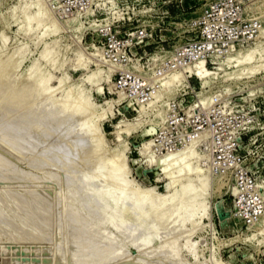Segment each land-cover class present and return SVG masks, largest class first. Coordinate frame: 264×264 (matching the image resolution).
I'll return each instance as SVG.
<instances>
[{
	"label": "rangeland",
	"instance_id": "1",
	"mask_svg": "<svg viewBox=\"0 0 264 264\" xmlns=\"http://www.w3.org/2000/svg\"><path fill=\"white\" fill-rule=\"evenodd\" d=\"M208 1L0 0V264H264V211L241 217L229 175L209 171L195 145L170 154L189 153L175 162L149 150L170 99L221 94L264 204V0L245 6L260 23L256 37L207 68L216 75L147 104L114 89L113 68L96 48L102 26L146 28L135 53L144 65L193 37ZM89 186L109 190L110 202L121 197L127 229L105 225Z\"/></svg>",
	"mask_w": 264,
	"mask_h": 264
},
{
	"label": "built area",
	"instance_id": "2",
	"mask_svg": "<svg viewBox=\"0 0 264 264\" xmlns=\"http://www.w3.org/2000/svg\"><path fill=\"white\" fill-rule=\"evenodd\" d=\"M249 2L209 0L193 23V37L174 46L165 56H149L141 66L135 53L147 44V29L138 27L120 33L119 29L102 26L103 42L96 48L101 60L113 68L114 89L133 105H143L167 92L177 93L184 82L200 80L204 68H213L215 62L241 51L240 42L256 37L259 21L244 16ZM188 69L192 70L187 72ZM182 72L187 76L179 80L176 74ZM195 95L196 102L190 99L186 102L185 91L167 102L166 117L154 133L150 153L154 156L160 151V156L170 155L190 145L197 146L209 171L218 177H231L241 217L246 220L260 217L263 199L246 166L239 125L223 104L225 97L206 90Z\"/></svg>",
	"mask_w": 264,
	"mask_h": 264
},
{
	"label": "bare ground",
	"instance_id": "3",
	"mask_svg": "<svg viewBox=\"0 0 264 264\" xmlns=\"http://www.w3.org/2000/svg\"><path fill=\"white\" fill-rule=\"evenodd\" d=\"M249 55H251L250 53L249 54H246V56H244V57H246V60L245 59H242V58H240V59H238L237 61H236V65L237 66H239L243 61H248L247 60V58H249V57H251V56H249ZM248 56V57H247ZM203 61H200L199 63H202ZM216 71H210V70H208L207 68H204L203 69V74L201 75V76H199L200 77V79L201 80H206V79H210L211 78V76H213V75H216ZM182 74V73H181ZM179 75V74H178ZM182 76H183V74H182ZM46 107V106H45ZM34 109V108H33ZM41 113V112H40ZM46 113V112H45ZM42 114V113H41ZM53 114V113H52ZM55 114V113H54ZM73 117V116H72ZM46 119V118H45ZM73 120V119H72ZM17 121V120H16ZM20 121V120H19ZM22 122V121H21ZM63 122V121H62ZM68 122V121H67ZM21 125V124H20ZM69 126V125H68ZM21 127V126H20ZM66 129V128H65ZM51 130V129H50ZM64 131V130H63ZM83 131H84V128H83ZM86 131H89V130H86ZM86 131H84V132H86ZM61 133V132H60ZM67 133V132H66ZM87 133V132H86ZM89 135V134H88ZM51 136V135H50ZM66 136V135H65ZM66 138V137H65ZM83 138V137H82ZM73 139V138H72ZM78 139V138H77ZM76 142V141H75ZM83 142L84 141H82V144H83ZM67 143L69 144V142H68V140H67ZM80 143V142H79ZM71 145V144H70ZM73 145V144H72ZM99 145H101V144H99ZM73 146H75V145H73ZM77 148V147H76ZM83 148V147H82ZM81 148V149H82ZM70 149V148H69ZM73 149V148H72ZM80 149V148H79ZM84 149V148H83ZM82 149V150H83ZM78 150V149H77ZM81 150V151H82ZM73 151V150H72ZM79 151V150H78ZM84 151V150H83ZM77 152V151H76ZM81 153V152H80ZM98 153V152H97ZM79 155V154H78ZM186 156H189V153H187V154H185V155H183L182 156V153L181 154H179V155H177V156H174V155H169V160H172V161H181V160H183V159H185L186 158ZM78 157H80V156H78ZM75 158V157H74ZM110 161V160H109ZM174 161V162H175ZM75 164V163H74ZM175 164V163H174ZM79 165V164H78ZM76 166V165H75ZM82 167V166H81ZM115 170V169H114ZM85 174V173H84ZM81 175V174H80ZM82 176V175H81ZM84 177H85V175H84ZM94 177V175L92 176V178ZM204 177H206V176H204ZM80 178V177H79ZM82 178H83V176H82ZM81 178V179H82ZM83 179H85V178H83ZM202 180V179H201ZM81 181V180H80ZM89 181V180H88ZM99 181V180H98ZM208 181V180H207ZM75 182V181H74ZM82 182V181H81ZM171 182V181H170ZM206 182V181H205ZM80 183V182H79ZM78 183V184H79ZM92 183H93V181H92ZM207 183V182H206ZM210 183V182H209ZM172 185H173V183H171ZM115 185H117V184H115ZM172 185H169L168 184V188H170ZM94 186V185H93ZM203 186H205V184L203 185ZM78 187V186H77ZM90 187V186H89ZM91 188V187H90ZM89 188V189H90ZM88 188H86V190H87ZM93 189H95V188H93ZM92 188L89 190V192H88V195H93V197L92 198H94V196H95V201H93L94 202V207H92L93 206V203H92V208L94 209V212L95 211H97V212H100L101 211V214H103V217H101V218H103V220L105 221H103L104 223H105V225L107 226V227H114V229H119V228H124V229H127V228H125V227H127V226H130L131 224H129V225H127L128 223H130L129 222V218L127 219V217H125V216H123L122 215V213L121 212H125V210H123L122 209V204L121 203H123V201L122 200H120L121 199V197L120 198H118V201L117 200H111V202L107 199V198H110L109 196H108V194H110L109 193V190H108V192H105V191H103V193H105V195H106V193H107V198H106V196L104 195V194H101V192L102 191H100V193L99 192H96V193H94V190H93ZM119 189H120V187H119ZM76 190H78L77 188H76ZM79 190H80V188H79ZM84 190V189H83ZM97 190V189H96ZM111 190V189H110ZM117 190V189H116ZM123 190V189H122ZM121 190V192H123ZM147 190V189H146ZM169 190V189H168ZM204 190V189H203ZM81 191V190H80ZM88 191V190H87ZM97 191H99V190H97ZM117 191H119V190H117ZM149 191V190H148ZM84 192H85V190H84ZM83 192V193H84ZM112 192V191H111ZM121 192H120V195H122L121 194ZM150 192V191H149ZM75 193L77 194V192L75 191ZM74 193V194H75ZM80 193V192H79ZM83 193L82 194H79V195H83ZM87 193V192H86ZM86 193L84 194L85 196H86ZM114 193V196H115V193H116V191L115 192H113ZM152 193V192H151ZM117 194V193H116ZM125 194V193H124ZM154 194V193H153ZM78 195V194H77ZM87 195V196H88ZM111 195H112V193H111ZM113 196V197H114ZM126 196V195H125ZM117 197H118V195H117ZM160 197H161V195H160ZM164 197V196H163ZM169 197V196H168ZM116 198V197H115ZM114 198V199H115ZM200 198H202V197H200ZM93 199V200H94ZM123 199V198H122ZM121 201V208L119 207L120 205L118 204L120 201ZM125 200H126V198H125ZM124 200V201H125ZM165 200V199H164ZM113 201V202H112ZM114 201H117V202H114ZM91 202H92V200H91ZM202 202V201H201ZM143 203V202H142ZM202 204H203V202H202ZM201 204V205H202ZM125 205V204H124ZM136 206L137 207H139L137 204H136ZM140 206H141V204H140ZM145 206V205H144ZM143 206V207H144ZM123 207H125V206H123ZM127 207H128V205H127ZM133 207V206H132ZM132 207L131 208H129L130 210H132ZM134 207H135V205H134ZM137 207H135V210H136V212H137ZM146 207H147V205H146ZM149 207V206H148ZM126 208V207H125ZM142 208V207H141ZM99 209H101L100 211H99ZM123 210V211H121L120 212V210ZM127 209V208H126ZM143 209H145V208H143ZM151 209V208H150ZM149 209V210H150ZM141 210V209H140ZM133 211H134V209H133ZM142 212H143V210H141ZM146 211V210H145ZM153 211V210H152ZM175 211H177V210H175ZM130 212V211H129ZM139 212V211H138ZM136 213V214H138L139 215V213ZM147 212V211H146ZM127 213V212H126ZM126 213H125V215H126ZM145 213V212H144ZM173 213V212H172ZM131 214V213H130ZM141 214H143V213H141L140 212V215ZM147 214V213H146ZM98 215V214H97ZM93 216H95V215H93ZM142 216V215H141ZM139 217V216H137V215H135L134 217L136 218H138V219H141L142 217ZM100 217V216H99ZM131 217V216H130ZM133 218V217H132ZM174 218V217H173ZM137 219V220H138ZM134 220V219H133ZM160 220H161V218H160ZM171 220V219H170ZM130 221H131V218H130ZM138 221H140V220H138ZM137 221V222H138ZM158 221V220H157ZM136 222V223H137ZM146 222V221H145ZM154 222V221H153ZM98 223V222H97ZM97 223L95 224V225H97ZM104 223H100L101 225H100V227H102V225L104 224ZM132 223V222H131ZM140 223V222H139ZM163 223V222H162ZM99 224V223H98ZM135 224V223H134ZM150 224V223H149ZM161 224V223H160ZM104 225V226H105ZM162 225V224H161ZM98 226V225H97ZM106 226L104 227V228H106ZM134 226H137V225H134ZM140 226V225H139ZM149 226V225H148ZM158 226V225H157ZM166 226V225H165ZM168 226V225H167ZM141 227H143L142 225H141ZM151 227V226H150ZM163 227V226H162ZM162 227H160V228H162ZM93 228H94V225H93ZM130 228V227H129ZM133 228V227H132ZM145 228V227H144ZM149 228V227H148ZM153 228V227H152ZM156 228V227H155ZM124 229H122V230H124ZM135 229H137V227L135 228ZM154 229V228H153ZM156 229H159V228H156ZM95 230V229H94ZM97 230H98V228H97ZM96 230V231H97ZM132 230V229H131ZM142 230L143 229H141V232H142ZM146 230H148V229H146ZM151 230V229H150ZM149 231V230H148ZM152 231V230H151ZM155 231V230H154ZM159 231V230H158ZM119 232V231H118ZM144 233V232H143ZM147 234H149V232L147 233ZM146 234V235H147ZM153 234V233H152ZM150 235V234H149ZM122 236V235H121ZM143 236V235H142ZM148 236V235H147ZM9 237V236H8ZM111 237V236H110ZM109 237V238H110ZM150 237H152V235L150 236ZM109 238H107V242H109L110 243V241H111V239H110V241H108L109 240ZM114 238V237H113ZM146 238V237H145ZM144 238V239H145ZM113 240V239H112ZM39 241V240H38ZM146 241H152V240H146ZM114 241H112V243H113ZM117 242V241H116ZM121 242H125L123 239H121ZM143 242V245H144V241H142ZM119 243V242H118ZM149 243V242H148ZM120 244V243H119ZM142 245V243H140L139 242V245ZM146 244V243H145ZM142 245V246H143ZM173 245V244H172ZM176 245V244H175ZM139 247V246H138ZM173 247V246H172ZM71 248V247H70ZM174 248V247H173ZM163 249V248H162ZM175 250V249H174ZM173 252V251H172ZM175 252V251H174ZM177 252V251H176ZM171 253V252H170ZM173 254V253H172ZM172 256H175L174 254L172 255ZM174 258V260H176L175 259V257H173ZM173 260V261H174ZM169 262V261H168ZM177 262V261H176Z\"/></svg>",
	"mask_w": 264,
	"mask_h": 264
}]
</instances>
